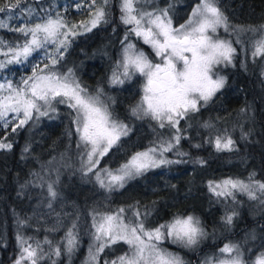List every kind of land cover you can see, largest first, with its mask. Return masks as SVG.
Masks as SVG:
<instances>
[{"label": "trees", "instance_id": "1", "mask_svg": "<svg viewBox=\"0 0 264 264\" xmlns=\"http://www.w3.org/2000/svg\"><path fill=\"white\" fill-rule=\"evenodd\" d=\"M141 1L144 5L152 0ZM181 1L159 0L158 3L165 4L169 14H172L171 8L179 6ZM185 1L188 4L192 0ZM235 1L243 8L247 17L255 18L264 12V0ZM119 2L120 0H110L107 5L108 23L102 22L91 31L71 37L65 53L56 63L53 65L45 60L41 63V68L43 73H71L73 79L85 85L90 95H95L98 89H102L103 94H107L109 98L102 95L100 97L112 117L127 126L128 138L134 137L139 149H146L158 145L162 139H169L174 130L160 128L151 118L138 119L133 116L131 109L134 106L131 99L128 100L130 96H125L112 86V68L117 63L121 48L131 39V33L127 40L124 39L126 29L131 27L120 21ZM90 6H93L92 0H0V7L10 9L0 12V19L7 16L14 18L17 14L26 17L24 10H33L42 20L49 16H62L67 21L81 22L89 17ZM26 24L29 26L28 20ZM28 39L19 31L0 28L1 46L7 44L18 47ZM134 43L148 54L146 46L137 40ZM36 59L37 55L28 58V62L22 65L23 69L11 67L14 72L12 79L21 73H31L30 65ZM226 75L223 98L209 108L191 112L188 117L196 116V120L190 126H186L182 120L180 122L182 135L186 138L180 141L178 148L189 155L178 156L175 154L176 149L165 153L169 160L188 162L148 169L127 180L123 188H103L95 176L98 169L115 171L118 168L111 157L114 151L102 157L100 166L85 175L81 163L82 148H77L79 139L73 122L75 113L66 103H57L61 97L53 100L55 111L48 110L45 116H38L34 112L33 118L22 128H17L16 132H12L10 126L3 128L0 123V139H6L13 145L10 151L0 150V264H9L10 260H15L18 236L56 240L72 229L73 224L76 225L73 231L81 242L78 254L82 255L93 233V216L99 212L96 203L100 200L110 203L123 200L122 204L129 213L144 211L148 215L149 227L159 226L177 216L183 217L186 213L196 215L201 221L209 219L211 214L212 217L217 216L219 209L223 211V217L225 213H230L231 208L223 205L224 197L213 195L208 185L209 182H221L224 179L248 182L252 174H255L256 181L264 182V78L258 64L254 66L253 74L236 71L233 76L229 71ZM130 84L126 83V86ZM232 87L238 90V94H229ZM125 89L132 93V98L135 92ZM241 109L251 111V116L248 117L249 130L245 134L240 130L243 128V121L240 118L237 120ZM215 112L222 113V119ZM203 123L211 127L202 131L200 127L204 126ZM225 134L234 140V150L217 151L214 143H208L209 139L214 141L216 136ZM197 144L201 146L194 147ZM25 147L29 149L27 152L24 151ZM197 159L205 163H193ZM120 163L117 161V165ZM33 173H39L43 180ZM54 181L58 193L56 199L49 197L47 191V184ZM63 202L72 203L76 208V213L68 218L64 231L49 232L35 227L33 218L36 215L54 210L57 204ZM49 203L51 207L48 206ZM246 216L240 212L235 216L236 222L241 226H249L250 220L243 223ZM20 221L24 223L21 224ZM256 221L263 229L264 217ZM193 256L195 253L186 255L188 261Z\"/></svg>", "mask_w": 264, "mask_h": 264}, {"label": "snow or ice", "instance_id": "2", "mask_svg": "<svg viewBox=\"0 0 264 264\" xmlns=\"http://www.w3.org/2000/svg\"><path fill=\"white\" fill-rule=\"evenodd\" d=\"M19 2V0H17ZM110 0H101L96 6V0H92L94 11L91 15L90 27L83 25L87 31L97 27L100 23H108L106 7ZM141 0H121L120 21L131 28L126 29L125 40L128 34L134 33L149 44L160 57V62L154 63L128 43L123 47L121 60L116 65L111 77L112 84H123L126 79H131L139 74L145 78L143 96L131 109L133 116L138 119L151 118L160 128H168L172 135L167 140H161L156 146L149 147L146 151L138 152L131 160L121 165L115 171L103 168L95 172L96 180L101 187L113 190L123 188L127 180L142 174L150 168H158L161 165L187 163L185 160H169L165 153L176 149L175 154L181 157L189 155L179 150L180 141L186 137L182 135L181 120H185L191 112H196L199 107L207 106L215 94L225 85V78L216 71L217 66H235L234 61L237 49L233 42L222 39L218 34L221 27L226 33L230 32L227 17L217 4V0H199L192 9L186 23L174 27L168 8H156L147 10L140 7ZM6 9L0 7V12ZM9 27L10 30L19 31L25 37H31L25 43L12 49L13 57L7 63L19 62V57L25 59L32 51L42 48L51 41L57 43L59 36L65 40H59L61 47L65 46L68 31H61L67 27L65 21L59 17L55 20L48 19L44 23H36L34 26H23L11 29L0 20V28ZM72 28L78 27L72 25ZM264 27V26H262ZM239 31L256 32L255 28L239 29ZM240 43L239 40L236 41ZM264 56V38L256 41L253 57ZM53 65L56 60L53 59ZM5 66L0 63V68ZM48 67V65H45ZM122 70V71H121ZM43 73V69L40 70ZM69 75L61 76L51 71L49 74H37L34 69L32 76L22 80L24 87H15L10 82L0 84V92L7 90L8 95L0 96V121L6 128L10 121L6 118L8 113L19 115L23 118L12 127V132L22 128L33 118V113L45 116L48 110L55 111L53 100L61 97L57 103H66L75 113L74 124L79 136L77 148H83L82 169L85 175L93 172L100 164V159L119 141L121 136L128 134V128L115 120L108 111L106 105L100 100L102 89H98L95 95L88 94L87 90ZM31 81V83H29ZM203 102L201 104L200 102ZM38 118V117H37ZM211 127L209 124L204 125ZM214 143L217 151H232L235 147L234 140L228 136H216ZM197 144L194 147L199 148ZM13 145L6 139H0V150L12 149ZM29 149L25 147L24 151ZM193 163L203 165V160L197 159ZM38 179L43 180L39 173H33ZM255 174L248 178V182L239 179H225L219 183L209 182L208 188L217 197H233L234 193L247 194L251 200L259 199L264 203V182L256 181ZM55 181L47 184L49 197L56 199L58 193L55 189ZM257 193H260L258 196ZM51 207V203L48 205ZM124 208L115 213L99 214L93 216L92 233L93 243L89 247L88 262L86 264H99L100 254L105 248L123 242L129 246V251L104 264H184L178 255H174L160 247L164 240L180 244L186 248L197 246L207 233L199 218L192 215L175 217L171 222L160 224L149 229L139 219V211H134L135 220L124 216ZM235 212L224 217V222L231 225ZM23 224V221H20ZM76 225L69 229L66 240V251L71 255L78 246L77 235L73 231ZM21 255L15 264H21L23 260L30 264H38L42 249L37 243L35 247L29 244L23 237H17ZM45 243H51L45 241ZM219 257H211L204 264H247L243 254L236 244H225L219 250ZM61 254L60 248L55 249V255ZM254 264H264V254L257 257Z\"/></svg>", "mask_w": 264, "mask_h": 264}, {"label": "rangeland", "instance_id": "3", "mask_svg": "<svg viewBox=\"0 0 264 264\" xmlns=\"http://www.w3.org/2000/svg\"><path fill=\"white\" fill-rule=\"evenodd\" d=\"M158 1L159 0H154V1L152 0L148 4L142 5V3H141L139 6L140 7L143 6V8H146L147 10H150V11L155 10L156 8H161V9L165 8V4H160V3H158ZM100 2H101V0H96V6L100 5ZM198 2H199V0L189 1L187 8L183 7V9L180 8L182 3L179 4V6L175 5V8H171L170 11H172L171 12L172 14H169V15L172 19L173 26L176 27V26H179L181 24L186 23V21L189 19L190 15H191L192 9L196 6V4ZM120 3H121V0L119 2V9H120ZM230 3L231 2L227 3V7H225L224 6L225 0H217L218 7L220 8V10L222 12L225 11V9L229 10V14H226L225 16L227 17L228 23L231 26L229 33H226L224 31V29L221 27L220 29H218V34L222 39L231 40L233 42V47H235L237 49V55H236V58L234 61L235 66L220 65V66H217L216 71L218 72V74L220 76H223L225 78V81L227 82V75L226 74L229 71H231L233 73V76L236 75V71H245L249 74H253L254 66H256L258 64V67L261 71V76H263V78H264V56L253 57L254 45H255L256 41L261 39V38H264V27H262V26H264L263 14L261 16L255 17V18L247 17L248 15L247 14L245 15L243 8L241 6H239L238 3H237V7L234 10V12H233V6L231 5L232 3L231 4ZM94 7L95 6H90L89 17L86 18L85 20L81 21V22L67 21L64 19V17L58 16L60 19L65 21V23L67 25V27L65 29H62L61 31H68L69 32V35L66 38V44L63 47H61L59 45L58 41L59 40H65V37L59 36L57 38V43H52L51 41H49L42 48H39V49L32 51V53L26 59L23 56H21V57H19L18 63L17 62L7 63V61L12 59V57H13L14 53H13L12 49H16L20 46L10 47L7 44L5 46L0 45V63L5 64V66L3 68H0V84H6V83L10 82L15 87H24V85L21 83L22 80L27 79L28 77L32 76L34 69L37 71V74H49V73H41V71H40L42 69L41 63H43L45 60H48V63H50V64L52 63L53 59H55L57 61L58 58L61 57L65 53V50H66L67 46L69 45L71 37H73L74 35H77V34H83V33L88 32L83 25H87L90 27V24L88 22L90 21L91 15L94 11ZM24 13L26 14V17H23V15L17 14V16L14 18L7 16L5 19H0V20H2L6 25H10L11 29H13V28L23 27V26L27 25L26 20H28L29 27H31V26H34L36 23H44L48 19L55 20L58 18V17H54V16H49L48 19L42 20L41 17L37 14V12H35L33 10H29V11L24 10ZM120 15H121V12H120ZM235 22L238 23L237 26H235ZM72 25H77L78 27L72 28L71 27ZM129 26L131 27V25H129ZM249 27L255 28V29H257V31L256 32L239 31V29H247ZM4 28L10 29L7 26ZM93 29L94 28H92L91 30H93ZM130 38L131 39H128L127 42L124 44V46L128 43H131L136 47L137 50L143 51L135 45L134 40H137L142 45L147 47L148 54L145 51H143V52L145 53L146 56H148V58L150 60H152L154 63L160 62V57H157L155 55V51L153 50V48L149 44H145L142 38L137 37L134 33L130 34ZM30 39H31V37L29 36L28 40H30ZM237 40H239L240 43H237L236 42ZM123 47L120 50V55L117 58L118 59L117 63L121 60ZM33 55H37V59L34 62H32L30 65V69L32 70V72L31 73H21L19 76H15V79H12L14 72L10 68L11 67H22V65L24 63L28 62L27 59L31 58ZM117 63H116V65H117ZM116 65L112 68V73H113V71L116 70ZM22 69H23V67H22ZM61 76H65V75H61ZM70 78H72V77H70ZM76 81H78V80H76ZM132 82H134V83L130 84ZM226 82H225V84H226ZM29 83H31V81ZM79 83L81 84L82 87L85 88V85H83L81 82H79ZM126 83H129L130 85L126 86ZM144 84H145V78L143 76H140L139 74H136L130 80L126 79L123 84H113L112 86L114 88L119 89L123 94H125V96H127V97L130 96V97H128L129 98L128 100L131 99L133 106H136L137 103L141 100V97L143 96ZM224 87H225V85H224ZM224 87L222 89H220V91H218L215 94V96L212 98V100L208 102L207 106L199 107V109L209 108V107L213 106L219 99L223 98V95L225 93ZM125 88H128V89L135 92V94L132 96V98H131L132 93L127 91ZM229 92H230L229 94H238V90L236 88H233V87L230 89ZM6 95H8L7 90L0 92V96H6ZM101 95L106 97V98L107 97L109 98V96L107 94H103V91H102ZM100 100L104 104L101 97H100ZM200 103L203 104L202 101ZM218 105H219V103H218ZM217 109H220V107ZM215 115H217V117L219 116V118L222 119V113L220 114V113L215 112ZM223 116H224V114H223ZM249 116H251V111H247L245 109H241L239 116H237V120H238V118H240L239 120L243 121V123H242L243 128L240 130H242L244 134L249 130V128H248L250 126L249 119H248ZM6 118L10 121L8 126H10L12 128L16 124L19 123L20 119L23 118V114H22V112L19 115H16L14 113H8ZM195 120H196V116L195 117L190 116V117H187V119L182 120V121L184 124H186V126H190L189 124H193ZM73 121H74V114H73ZM0 123L3 126V121H0ZM202 125H205V123H203ZM75 127H76V125H75ZM3 128H5V127L3 126ZM207 128L205 126L200 127V129L202 131H205V129H207ZM133 138L129 139L128 134L126 136H121L119 141H117V143L115 145H113V147L109 150V152L114 151L113 154L111 155V157L113 159L112 158L111 159L115 161L114 165L117 166L118 168L121 165L130 161L131 157L133 155H135L136 153L146 151L149 148L148 147L146 149H139L138 145H137L138 142H136L135 139H133ZM78 139H79V136H78ZM82 157H83V148H82ZM83 158L86 159V157H83ZM101 161H102V158L100 159V163H101ZM117 161H120L121 163L117 165ZM98 166H100V164ZM98 166H97V168H98ZM164 166L165 165H161L158 168H150V169H152V170L160 169ZM100 170L101 169H98V171H100ZM164 174H165V172H164ZM215 183H219V182H215ZM234 195H235L234 199H233V197H224L223 205L225 207L231 208V212L228 214H232L237 209L236 215L239 214L240 212L245 216L247 215L246 216L247 218L245 217V219H243V223H245L246 220H251V217H253L254 215H259L261 213V211L264 209V203H261V201L259 199L251 200L248 198L247 194H242L238 191L235 192ZM257 195L259 196L260 193H257ZM120 199H121V196H120ZM119 201H117V203H113V202L110 203L107 200L98 201L96 203L97 204L96 206L99 209V212L96 215L98 216L99 214L115 213L118 209L124 207V204H122L123 200H121L120 202ZM255 208L256 209L259 208V211L255 212ZM124 209L126 210L124 213L125 217H127V218L129 217L128 219H130V220L136 219V217L133 215L134 211L129 213V210L126 209V207H124ZM135 211H139V213H140L139 219L144 222V225L146 228L152 229V228H155L158 226L157 225L155 227H149L147 225L148 215L145 214L144 211H142V210H135ZM217 212H219V213L222 212V214H223L222 210L221 211L218 210ZM75 213H76V208L72 203H68V202H63L61 204L59 203V204H57L56 208H54V210H51V211L43 213V214L36 215L33 218L34 225L36 228L43 229L44 231H49V232H57L60 230L64 231L65 224H66L68 218L70 216L74 215ZM219 213L217 214V216L220 217ZM228 214H226V215H228ZM188 215H192V214L186 213L185 216H183V217H186ZM192 216L197 217L194 214ZM224 217L222 219L217 220L216 223L215 222L210 223V222H207L205 220L201 221L199 219L201 222V225L203 226L204 229L210 226L208 230H210L211 232H209L207 229H205L207 236L197 246H195L193 248L183 247L182 245L172 243L167 239L164 240L162 244H160V247L167 250L168 252H170L174 255H178L179 257H181V259L184 261V264H204V261L208 258L219 257L220 252H217L216 249L215 250L207 249L201 255L200 258H196V252L195 251H197L199 249V247L205 245L207 242L213 243L210 245V247H213L214 241H216V239L219 237V235L222 234L221 230L222 231H224L223 229H225V230L226 229H229V230L233 229L234 230L235 227L233 226V224H231V225L225 224ZM171 221H168L166 223H169ZM261 222H263V221H261ZM166 223H164V224H166ZM256 223H257L256 220H251V223H249V224H250V228H252V229H250L247 225L240 227L242 229H240V233H238L239 235H237V236H240L243 234L242 239H243L244 243L242 242V244L245 245V242H252L254 239H256L258 237L257 233L255 232V230H253V228L256 230H259L261 235H263L264 226L262 229V227ZM256 225H258V226H256ZM247 228H249V229H247ZM243 230H245V233ZM94 231H95V229L93 228V232ZM67 232H68V230L65 232V235L63 237H61L60 239H56V240L48 239V238H44L42 240H38V239H34V238H24V239L29 244H31L33 247H35L37 243L40 244V247L43 251L41 254V258L38 260V264H86V262H88V256H89L88 250H89L90 245L93 243V236H91L90 242L84 247L82 255L78 254V248H80V246H81V242H79V241H78V246L75 249V251L71 255H69L66 251V240H65ZM46 240L50 241L51 243L50 244L45 243ZM231 244L237 245V242L235 240H233V242ZM57 247H59L60 251H61V254L59 256L55 255V249ZM16 248H17V252L15 254V256H16L15 261L17 259H19L20 255H21V248H20L19 243L17 244ZM253 248H255V254H252V255L250 253L251 252L250 250L246 251L243 248H242V250L240 249V251L243 254V259L247 262V264H254L257 257L264 254V240L259 242L257 247H253ZM123 251H125V252H123ZM128 251H129V246L127 244L123 243L122 241L118 242V243L112 245L110 248H105L104 252L100 254L99 264H104V262L106 260L111 261L113 259H116L118 256L124 255ZM185 252L187 254L188 253L189 254L195 253V256H193V258H192L193 260L191 259L188 261L187 257H185ZM15 261L12 264H15ZM21 264H30V261L23 260L21 262Z\"/></svg>", "mask_w": 264, "mask_h": 264}, {"label": "flooded vegetation", "instance_id": "4", "mask_svg": "<svg viewBox=\"0 0 264 264\" xmlns=\"http://www.w3.org/2000/svg\"><path fill=\"white\" fill-rule=\"evenodd\" d=\"M229 2H231L230 4L233 6V12H234V10L236 9V7H237V1H235V0H225V7H227V3H229ZM181 3H182V5L180 6V8H182L183 9V7L184 8H187V6H188V4H187V1H185V0H182L181 1ZM222 9V8H221ZM223 14L224 15H226V14H229V10L227 9H225V11H223ZM263 14V17H264V12L262 13ZM237 22H235V26H237ZM240 25V24H239ZM231 27V26H230ZM250 67V66H249ZM219 211H221L220 209H219ZM256 211H259V208L258 209H256L255 208V212ZM231 212V211H230ZM236 212V211H235ZM219 212H217V214H218ZM220 214V217L218 216V217H212V214H211V217L209 218V219H206L205 218V221H207V222H210V223H212V222H215L216 223V218H219V219H222V217H223V214H222V212H220L219 213ZM226 214H228V213H225L224 215H226ZM264 214V209L261 211V213L259 214V215H254L253 217H251V220H257L258 218H261V217H264V216H262ZM238 215V214H237ZM237 215H235V216H237ZM235 216L233 217V222H232V224H233V226L235 227L234 228V230L233 229H231V230H229V229H223L224 231H222L221 230V233L222 234H220L219 235V237L216 239V241H214V246L213 247H210V245L211 244H213V243H206L205 245H203V246H201V247H199V249L197 250V251H195L196 252V258H200L201 257V255L207 250V249H209V250H217V252H219V250H220V248H222L225 244H231L232 242H233V240H235L236 242H237V245L239 246V248L242 250V248L243 249H245L246 251H251L250 253H251V255L252 254H255V248H253V247H257L258 246V243L259 242H261L262 240H264V233H263V235H261V233H260V231L259 230H256V229H254L253 228V230H255V232L257 233V235H258V237L256 238V239H254L252 242H245V245L244 244H242V242L244 243V241H243V239H242V235H240V236H237V235H239L238 233H240V229H242V228H240L241 227V224H239V223H237L236 221V218H235ZM260 216V217H259ZM256 218V219H255ZM251 220L248 222V223H251ZM202 221H204V220H202ZM247 223V224H248ZM243 226V225H242ZM248 226V225H247ZM256 226H258V225H256ZM210 227V226H209ZM209 227H207V228H205V229H209ZM249 228H250V225L248 226ZM249 228H247V229H249ZM244 229V228H243ZM246 229V230H247ZM250 229H252V228H250ZM209 232H211L210 230H208ZM244 231V233H245V230H243ZM242 231V232H243ZM252 248V249H251ZM186 255H187V253L185 252V257H186ZM12 257V256H11ZM11 259V258H10ZM197 260V259H196ZM15 260H10L9 261V264H12L13 262H14ZM1 263V262H0Z\"/></svg>", "mask_w": 264, "mask_h": 264}]
</instances>
